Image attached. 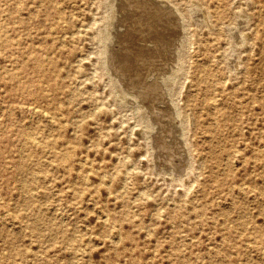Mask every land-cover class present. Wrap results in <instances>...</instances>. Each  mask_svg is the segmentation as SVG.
Here are the masks:
<instances>
[{
    "label": "rangeland",
    "instance_id": "374dc122",
    "mask_svg": "<svg viewBox=\"0 0 264 264\" xmlns=\"http://www.w3.org/2000/svg\"><path fill=\"white\" fill-rule=\"evenodd\" d=\"M100 1L0 0V264H264V2L169 0L198 20L174 96L193 161L173 174L112 80L136 96L141 62L113 57Z\"/></svg>",
    "mask_w": 264,
    "mask_h": 264
},
{
    "label": "bare ground",
    "instance_id": "6f19581e",
    "mask_svg": "<svg viewBox=\"0 0 264 264\" xmlns=\"http://www.w3.org/2000/svg\"><path fill=\"white\" fill-rule=\"evenodd\" d=\"M255 1L258 4H261L262 2H264V0H250L251 3L255 2ZM233 5H234V3H233ZM100 6L110 8L108 16L104 17L105 18V26H104L103 33L104 32L107 33L106 37L108 39L107 38L106 39L108 40V43H109L107 45H109L108 49H109V51L112 52L113 57L115 56L116 58H118L117 62L119 64L120 63L123 64L124 62L126 63V62L130 61V64L134 65V67L136 65H138V62H141V66L139 68L135 67V71H136V73L134 74L135 78H132L131 83H130L131 88H133V89L137 88V91H136L137 95L136 96L124 91L122 89V87L120 86V84L114 78H112L111 76L110 77L116 83L117 87L122 91V93L124 94V96L127 99V102L133 101L134 102L133 104L136 105V109L141 112L140 113L141 114L140 115L141 123H144L147 125V126H145V128L148 129L146 132V136L147 135L149 136V140L151 141V144L153 146V148H152L153 152L151 153V155L154 157L153 158L154 166L159 167L160 169H164L165 171L167 170L168 173L169 172L173 173V174H174V172L178 173L179 170L182 171L184 168H187L189 165H191V163L193 161V154H192L193 152L189 147L190 146V138L188 137V133H187L189 131V127L191 125L192 114L189 115L185 111L184 108H180L179 105L176 103L174 96L178 95V93H179V78L181 75L184 74V72H186L187 64L190 62L189 60L191 59L190 47L192 46L191 44L193 43V30H192V28L195 25V19L197 20V18H195L193 16L195 14L193 12L195 9L193 8L194 10L192 9V11H191V9L190 10L182 9L179 6L170 2L169 0H127V1H125V0H101ZM193 6H194V4H193ZM260 7H264V5H261ZM198 8L199 9L201 8L200 11L199 10L198 11L200 13L204 14V16H206V17H208L210 14H215V12H216L215 10H212L211 7L209 8V7L198 6ZM196 13H197V11H196ZM239 15L244 16L245 13L244 12L239 13ZM246 16H249V15H246ZM200 17H201V15H200ZM201 19H202V17H201ZM202 21H203V19H202ZM246 21L249 22V20H246ZM197 22H198V20H197ZM116 23H118V25H116ZM208 26H209V24H208ZM210 27H212V26L210 25ZM84 29L87 30V28H84ZM232 29H231V31H232ZM234 30H235V28H234ZM105 33H104V35H105ZM232 34H233V32L231 33V35ZM236 34H238V33H236ZM237 36H239V35H237ZM235 37H236V35H235ZM244 37H246V36H244ZM244 37H242V38H244ZM238 39H239V37H238ZM103 40H105V39H103ZM239 40H241V39H239ZM236 41H234V42H236ZM234 42H233V44H234ZM241 42L243 43V39ZM120 46H122V47H120ZM236 46H238V43ZM240 48H241V46H240ZM121 49H123L126 52L125 55H118L117 54V52ZM237 51H236V53H237ZM234 56H238V55H235V53H234ZM157 58L159 59L160 63H159V61L157 62ZM233 58L234 57L232 55V59ZM236 59H238V58H236ZM228 61H230V60H228ZM232 62L234 64V59ZM232 62H231V64H232ZM231 64H229V65H231ZM235 65H236V63H235ZM99 66H102V64ZM143 66H147V68L153 67V71H154V73H152L146 79L143 78L144 75L138 74V71L143 69ZM210 66H211V64H210ZM233 67L234 66H232V68ZM235 67H234V69H235ZM82 68H83V66H82ZM82 68L77 69L75 71L74 77L79 78L80 73L83 72ZM229 68H231V67H229ZM133 70H134V68H133ZM237 70H239L238 67H237ZM235 72H236V69H235ZM80 77L82 78L81 75H80ZM217 77H218V75H217ZM125 86H126V84H125ZM180 87H182V86H180ZM115 91H116V89H115ZM118 95H116L117 98H118ZM126 99H125V101H126ZM218 101H219L218 97L212 98V101H210L208 103V106L210 108H215L217 106ZM28 107H30V106H28ZM20 108L21 107H19V109ZM28 109L34 110L35 108L32 105ZM134 110H135V108H134ZM36 111H38V108ZM42 112L48 118H50L51 121H52V119H54V116L46 114L44 110ZM133 112H135V111H133ZM136 115H137V112H136ZM58 118H60V117H58ZM216 123H217V121H216ZM192 124H193V122H192ZM136 125H138V124H136ZM144 130H146V129H144ZM23 137H24L23 138L24 143L22 145L24 147H29V146H33V147L36 146L37 147L38 144H40V143H37L36 141H33V140L30 141V138H28L26 135H23ZM223 143H224V141H223ZM191 148H192V146H191ZM142 154H144V153H142ZM78 163H80L81 166L86 164L85 160H82V159L79 160ZM24 167H25V165L22 162L17 164V168L19 170H22ZM132 168H134V167H132ZM184 173H185V171H184ZM179 174H178V176H179ZM186 174H184V176ZM165 175H167V174H165ZM175 176L178 177L177 175H175ZM172 177H174V176H172ZM177 179H179V178H177ZM120 180H124V182H125L127 180V176L121 178ZM187 180H188V178L185 179L184 181L182 180V182L186 183ZM22 185L23 186L26 185L25 181H22ZM194 186H192V187H194ZM187 188H186V190H187ZM123 195H124V192H119L116 196H117V198H120V197L122 198ZM147 195H149V194H147ZM168 197H169V195H168ZM173 204H175V202ZM108 219L109 218L106 215L104 223H105V221L107 222ZM258 252L260 253V255H262L264 257V241L260 243V245L258 247Z\"/></svg>",
    "mask_w": 264,
    "mask_h": 264
}]
</instances>
